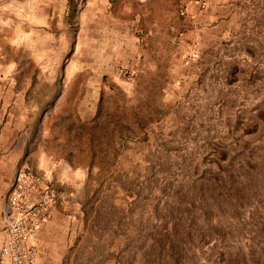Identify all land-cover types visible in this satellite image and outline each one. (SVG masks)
<instances>
[{
	"label": "rangeland",
	"instance_id": "374dc122",
	"mask_svg": "<svg viewBox=\"0 0 264 264\" xmlns=\"http://www.w3.org/2000/svg\"><path fill=\"white\" fill-rule=\"evenodd\" d=\"M254 1L258 0H77L68 18L67 0H0V150L18 146L20 157L15 167L3 164L0 172L10 178L9 185L21 169L49 179L46 218L32 238L41 264H130L140 254L148 256L146 240L142 248L133 249L136 253L126 249L117 254L115 262L116 245L110 249L106 245L110 231L101 229L99 242L84 236L91 234L87 225L83 227L82 201L93 214L92 228L120 223L117 242L135 239L130 232L137 227L140 234L149 230L144 212L152 204V193L143 199L141 190V201L131 210H116L95 196L85 202L98 180L109 181L116 165L127 170L153 158L161 164L160 171L172 166L177 173L176 166L183 165L194 176V162L214 167L211 147L229 148L231 142L244 141L248 148L238 157L248 155L259 172L241 181L250 179L249 195L264 191L260 165L264 74L253 85L247 78L255 60L245 44L253 46L254 58L262 54L255 35L244 30L259 11L264 12V1L260 5ZM258 61L264 63V58ZM231 64L245 68L236 82L227 84ZM56 82L61 91L49 107ZM118 98L124 102L120 109ZM42 107L43 116L33 132ZM134 114L157 117L138 128ZM67 115L74 124L77 119L96 123L93 156L87 151L85 133L76 137L72 129H62L67 118L61 116ZM114 119L126 127L122 138L111 129ZM227 131L234 135L232 140ZM159 174H152L144 191H152L150 183ZM182 175L166 177L179 183ZM124 193L117 188L114 196ZM263 204L264 199L258 201L251 214L254 240L264 243L257 231L260 225L264 229ZM167 208L168 204L159 205L150 212ZM106 214L111 221L103 218ZM254 257L264 260V252L255 251ZM189 260L186 264L195 262L193 256Z\"/></svg>",
	"mask_w": 264,
	"mask_h": 264
},
{
	"label": "trees",
	"instance_id": "16d2710c",
	"mask_svg": "<svg viewBox=\"0 0 264 264\" xmlns=\"http://www.w3.org/2000/svg\"><path fill=\"white\" fill-rule=\"evenodd\" d=\"M261 2V0L254 1L256 5H260ZM67 7V16L70 18L77 8V0H67ZM244 30L255 35L257 38L255 40H258L257 43L262 54L254 58L253 46L245 44L246 49H249L247 53H250V56H253L255 60L247 72V78L251 80L253 85L258 79L262 80L264 74V63L258 61L264 58V12L259 11L258 15L253 18V23L249 27L245 26ZM244 68V66L238 64H231L225 74L226 83L236 82L238 80L237 74L244 72ZM60 84L56 82V88L48 100L49 107L61 91ZM112 86H109V88H112ZM119 91L121 90L119 89ZM118 100H121V102H116V108L120 109L124 102L121 98H118ZM100 105V100H98L95 118ZM43 112L44 108L42 107L33 125V132L37 130V121H40ZM62 117L67 118L66 122L62 123V129L66 131L72 129V134L76 137L82 135L80 131L83 132V135L85 133V141L88 145L87 151L93 156L95 135L92 133V129L96 123L87 124V122H81L77 119L76 124H74L70 119V115ZM155 117L157 116L145 119L134 114V122L139 128L145 126L147 122L155 119ZM125 128V125L119 119H114L111 129L113 132L116 131L120 138L127 134V130H123ZM226 134L231 140L234 138L231 132L227 131ZM247 143L244 141L242 144L231 142L229 148L214 145L215 147H211L213 152L210 151L214 159L211 162L214 167H210L208 163L202 164L200 167V163L195 164L194 162L192 165L194 171H196L194 176L187 172V166L183 165L176 166L177 173L174 172L172 166L169 167L172 168L171 170L166 168L168 174L164 169L160 171L161 164L152 161L153 158H150L142 167L132 166L127 170H123L116 165L110 173V183L109 181L104 183L98 180L86 195L85 202L90 201L95 196V200H99L101 203L108 202L116 210L117 208L131 210L135 207L136 202L141 201V190L145 192L143 193L145 196L142 194L143 199L148 198V194L152 193L150 210L147 209L144 212L146 218L151 222H149V230L147 233L140 234V227H137L134 229L133 234L131 230V238H133L132 235H136L135 239L140 240L130 239L121 243L117 242L119 238L117 229L119 230L120 223L115 222L109 225V222H106L104 227L92 228L93 221L89 216L93 214L83 207L84 201H82V220L85 225L83 227L86 228L87 225V232L91 234L90 236L84 235L85 238L91 237L92 240L99 242L100 238L103 237V230L101 229L110 231L111 236L107 238L106 245L108 249L113 244L116 245L115 257H113L115 262L118 260L117 254H125L126 249L131 252L135 247L142 248L147 240L146 253L148 256L141 257L140 254L138 261L130 262V264H186L187 258L188 262H191L189 260L191 256L195 258V262H192V264L259 263V260L263 259L255 258L254 254L255 251L258 254L264 252V243L261 240H254L256 228L251 212L257 202L264 199V191L263 189L257 193L253 191L249 195L246 183H249L250 179H246L244 182L241 181L247 175L250 177L251 173L259 172V168L256 170L248 155L244 156L245 159H239L238 157L243 150H247ZM262 148L264 149V145ZM117 149L118 147L114 151H117ZM100 151L102 150L100 149ZM260 165L264 167V158ZM155 171L160 174L155 178V182L150 183L152 191L146 192L144 188L149 186V179ZM182 171L185 173L184 175L180 174ZM261 172L264 173V169ZM169 174L182 175L179 178V183H171L166 177ZM122 177H125L123 183L121 182ZM117 188H121L125 192L122 197L114 196ZM166 204H168L166 210L151 214V209L155 210L156 206ZM241 209H245L243 212L245 221L243 223H241L243 221L240 216ZM99 216L97 214L94 218L97 219ZM111 217L109 214L103 216L104 219L110 221ZM257 231L264 237V229L261 225L258 226ZM132 241H134L135 246L132 245ZM242 241L244 242L243 246L241 245ZM109 252L111 255L114 254V250H109ZM132 253H136V251L134 250ZM132 257L130 256V258Z\"/></svg>",
	"mask_w": 264,
	"mask_h": 264
},
{
	"label": "built area",
	"instance_id": "2783aa9c",
	"mask_svg": "<svg viewBox=\"0 0 264 264\" xmlns=\"http://www.w3.org/2000/svg\"><path fill=\"white\" fill-rule=\"evenodd\" d=\"M49 183L46 174L28 169L13 177L0 217V264H36L32 238L46 218Z\"/></svg>",
	"mask_w": 264,
	"mask_h": 264
},
{
	"label": "crops",
	"instance_id": "0c3cea01",
	"mask_svg": "<svg viewBox=\"0 0 264 264\" xmlns=\"http://www.w3.org/2000/svg\"><path fill=\"white\" fill-rule=\"evenodd\" d=\"M13 139L11 138V141ZM5 141H8L7 139ZM3 142L2 141V137L0 135V143ZM18 146L14 147V148H7L6 150H0V166L3 164H7L6 167L10 169H12L13 167H15L14 165L17 164L18 160H19V153L17 151ZM12 171V170H11ZM9 181L10 178L7 175H3L0 172V217H1V213L4 209V207L6 206V190L8 188L9 185ZM4 190V192H2ZM37 256V255H36ZM36 264H41V258L39 256L36 257L35 260Z\"/></svg>",
	"mask_w": 264,
	"mask_h": 264
}]
</instances>
